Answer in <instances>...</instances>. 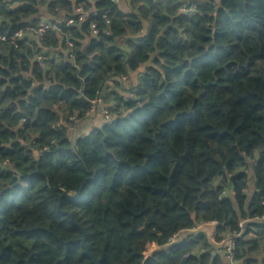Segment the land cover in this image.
Wrapping results in <instances>:
<instances>
[{
	"label": "trees",
	"instance_id": "trees-1",
	"mask_svg": "<svg viewBox=\"0 0 264 264\" xmlns=\"http://www.w3.org/2000/svg\"><path fill=\"white\" fill-rule=\"evenodd\" d=\"M119 3L0 0V264H264V0Z\"/></svg>",
	"mask_w": 264,
	"mask_h": 264
},
{
	"label": "built area",
	"instance_id": "built-area-1",
	"mask_svg": "<svg viewBox=\"0 0 264 264\" xmlns=\"http://www.w3.org/2000/svg\"><path fill=\"white\" fill-rule=\"evenodd\" d=\"M121 0H113L114 4H118ZM74 17H70L64 20V26H70L73 25L75 22H82L87 13L85 11H83L81 8H75V12H74ZM59 26L57 23H52L50 21H42L37 28H31L29 26H26L16 32H14L11 35L5 36V35H0V42H9L10 44H14L16 40L22 39L23 37L26 36H34L37 40H42L43 37L45 36V33L47 30L49 29H53V30H58ZM91 29H92V34H96V27L94 24L91 25ZM68 45V47H71L72 44L70 42L67 41L66 43ZM46 57L45 56H41L38 55L37 56V61H43ZM110 83V81L108 82V84ZM98 114L104 123H109L112 121V113L109 110V108H107L106 106L103 105L102 103V99L101 96H98L96 99H94L92 101L91 104V108L88 111L87 115L90 114ZM67 120L72 123L75 121V117L74 116H70L67 118ZM259 221H263L264 222V213L259 217ZM245 221H240L238 223V227L241 229L244 226ZM207 224L216 226V222H209ZM172 241V240H171ZM170 241V242H171ZM233 249H234V242L231 239L228 244H226L223 247V253H224V257L227 261V263L232 264L233 262Z\"/></svg>",
	"mask_w": 264,
	"mask_h": 264
},
{
	"label": "crops",
	"instance_id": "crops-1",
	"mask_svg": "<svg viewBox=\"0 0 264 264\" xmlns=\"http://www.w3.org/2000/svg\"><path fill=\"white\" fill-rule=\"evenodd\" d=\"M130 3H131V0H121L119 3V6L121 7V9L124 12H129ZM137 77H138V73H136V72L131 73L129 75L128 79L127 78L122 79L121 84H123L124 88H127V86L129 87L130 83L135 84ZM109 84H111V81ZM120 93L123 94L124 96H126V95L131 96L129 94L130 92L122 91ZM59 114H60V125L67 127V122H66L67 121V114H66V112L61 111ZM103 123L104 122H103L102 118L98 114L92 113L89 116H87L86 118L76 121L72 125L71 128L68 127V133L72 139H75V138H78V137H81V136L88 134L93 129L100 127ZM249 187H250V191H249V195H250L252 192L251 184ZM198 233H204L207 236V238L209 239V241L211 243L213 242L212 234L214 236V226L210 225V224H199L191 230L183 231L180 234H178L177 236H175L172 239V242L180 241V240L185 239L186 237H188L190 235H194V234H198ZM231 238L232 237L227 236L225 242L222 244V246L221 245L220 246L224 247L226 244H228V242L231 240Z\"/></svg>",
	"mask_w": 264,
	"mask_h": 264
},
{
	"label": "water",
	"instance_id": "water-1",
	"mask_svg": "<svg viewBox=\"0 0 264 264\" xmlns=\"http://www.w3.org/2000/svg\"><path fill=\"white\" fill-rule=\"evenodd\" d=\"M81 245L84 247L87 255L90 256L93 264H99V262L90 254L88 246L85 244V235L83 233V237L81 239Z\"/></svg>",
	"mask_w": 264,
	"mask_h": 264
},
{
	"label": "rangeland",
	"instance_id": "rangeland-1",
	"mask_svg": "<svg viewBox=\"0 0 264 264\" xmlns=\"http://www.w3.org/2000/svg\"><path fill=\"white\" fill-rule=\"evenodd\" d=\"M128 87V86H127ZM68 118V117H67ZM67 122V121H66ZM69 123V122H68ZM74 124V123H73ZM73 124H68V127L71 128ZM213 234H212V239H213ZM217 245H221L222 246V243L221 242H218Z\"/></svg>",
	"mask_w": 264,
	"mask_h": 264
}]
</instances>
